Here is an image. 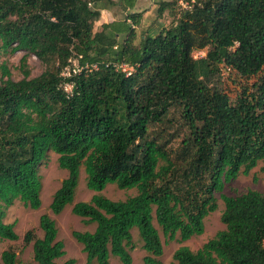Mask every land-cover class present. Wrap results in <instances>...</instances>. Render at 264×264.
Returning <instances> with one entry per match:
<instances>
[{
  "label": "trees",
  "instance_id": "1",
  "mask_svg": "<svg viewBox=\"0 0 264 264\" xmlns=\"http://www.w3.org/2000/svg\"><path fill=\"white\" fill-rule=\"evenodd\" d=\"M135 2L0 0V53L25 51L21 79L0 65V238H19L15 223L3 220L15 200L40 208L39 167L53 151L67 171L49 204L53 214L72 203L81 167L92 191L108 183L136 189L123 200L94 194L72 205L73 214L95 225L72 232L88 264H110V255L131 264L132 229L147 253L144 263H158L156 225L169 240L203 234L205 217L217 208L215 193L224 228L195 251L179 246L176 263L264 264V192L222 193L264 160V0H195L172 25L137 43L139 12L94 30L106 5L128 9ZM174 3L161 1L159 14ZM195 50L206 54L195 58ZM27 54L45 66L39 75L30 76ZM74 63L81 71L62 76ZM118 63L132 72L125 75ZM224 67L254 81L232 97ZM260 171L264 181V165ZM39 227L41 237L28 230L23 241L32 243L37 264H57L65 251L55 220L42 213ZM0 259L17 264L12 249Z\"/></svg>",
  "mask_w": 264,
  "mask_h": 264
},
{
  "label": "rangeland",
  "instance_id": "2",
  "mask_svg": "<svg viewBox=\"0 0 264 264\" xmlns=\"http://www.w3.org/2000/svg\"><path fill=\"white\" fill-rule=\"evenodd\" d=\"M163 0H136L135 5L129 9H122L115 5H106L103 9L99 21L95 22L94 30L97 31L101 28L104 21L125 20L126 15L131 12H139L141 15L140 22L133 27L135 33L134 42H138L141 35L149 33L150 35L156 34L161 28L169 27L181 15V12L186 9L179 0L175 1L173 11L165 10L159 14V3ZM102 4V3H101ZM100 3L98 4V6ZM108 10V11H106ZM132 24L131 20L127 21ZM122 34H124L122 32ZM25 54V51H17L11 53H0V65L4 63L9 71L12 80H19L23 77L20 69V58ZM205 50H195L193 56L195 58L205 56ZM27 64L30 71V76L39 75L45 68L43 63L39 61L33 54H27ZM0 69V77H1ZM223 86L225 91L234 96L236 92L243 88L248 87L253 81V76H242L233 69L224 67L222 70ZM6 78V77H5ZM264 165V160L260 161L258 165L253 168L248 175L240 174L236 179L225 184L223 192L225 195H238L246 192L248 189H254L259 192H264V181L260 167ZM39 174L41 176V190L40 199L41 206L39 209H31L24 205L20 200H15L13 204L6 210L4 222H14V230L18 234L17 240H7L0 238V253L5 249H12L17 254V264H37L33 259L32 243L25 244L23 237L26 231L32 230L36 237L42 236V230L39 227V216L42 213H47L55 220L57 227V239L64 243L65 254L56 260L57 264H62L65 260L72 258L75 260L74 264H88L86 254L82 249V245L75 240L72 236L73 231H93L95 225L86 223L81 217L72 213V205L78 201H89L92 195L102 194L103 196L112 200H123L128 196L136 193V189H119L115 184L108 183L101 192H95L86 187L85 172L83 167L80 169L78 184L74 192V198L71 204H68L61 213L53 214L49 209V204L52 200L55 190L60 186L61 181L67 176V171L58 166L57 154L53 151L47 153V158L39 167ZM256 178V180H254ZM217 208L211 212L204 219V232L201 235H196L190 239L180 242L177 238L169 240L165 238L158 225L161 241L163 244V253L157 257L158 263L156 264H177L173 258L174 251L181 245L188 246L191 250L195 251L202 246L207 240L212 238L219 230L224 228L221 222L220 215L224 208L223 201L219 193H215ZM154 223H156L154 221ZM133 247L129 249L132 257L131 264H145L144 256L147 255L146 251L142 248V241L138 236L137 230L132 229ZM110 264H123L117 257L110 255ZM0 264L2 261L0 259ZM89 264H96L92 262Z\"/></svg>",
  "mask_w": 264,
  "mask_h": 264
},
{
  "label": "built area",
  "instance_id": "3",
  "mask_svg": "<svg viewBox=\"0 0 264 264\" xmlns=\"http://www.w3.org/2000/svg\"><path fill=\"white\" fill-rule=\"evenodd\" d=\"M179 2L182 5H185L186 9H191L193 7V5L196 3L195 0H190V1L189 0H179ZM85 67H87V65H85ZM116 68L118 70L122 71L123 73H125V75H129L133 70V68L126 63H118L116 65ZM81 69H82V66H78L77 64L74 63L72 69L70 68V66H66L61 74H62V76L66 77V76L70 75V73H71L70 70L73 73H76V72H80ZM63 88H64V91L67 94H69L71 92V89H72V84L66 82V83H64Z\"/></svg>",
  "mask_w": 264,
  "mask_h": 264
},
{
  "label": "crops",
  "instance_id": "4",
  "mask_svg": "<svg viewBox=\"0 0 264 264\" xmlns=\"http://www.w3.org/2000/svg\"><path fill=\"white\" fill-rule=\"evenodd\" d=\"M106 9V8H105ZM129 9V8H128ZM106 11H108V10H106ZM101 12H102V10H101ZM101 16H102V14H101ZM115 19L114 18H111V20L110 21H104V22H102V23H107V22H111V21H114Z\"/></svg>",
  "mask_w": 264,
  "mask_h": 264
}]
</instances>
